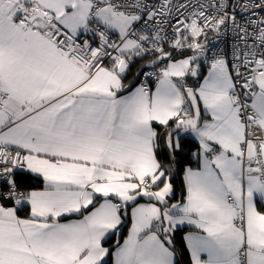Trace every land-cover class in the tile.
Returning <instances> with one entry per match:
<instances>
[{
    "label": "snow or ice",
    "instance_id": "snow-or-ice-1",
    "mask_svg": "<svg viewBox=\"0 0 264 264\" xmlns=\"http://www.w3.org/2000/svg\"><path fill=\"white\" fill-rule=\"evenodd\" d=\"M0 264H264V0H0Z\"/></svg>",
    "mask_w": 264,
    "mask_h": 264
},
{
    "label": "trees",
    "instance_id": "trees-1",
    "mask_svg": "<svg viewBox=\"0 0 264 264\" xmlns=\"http://www.w3.org/2000/svg\"><path fill=\"white\" fill-rule=\"evenodd\" d=\"M177 240L179 241V235H178V237H177Z\"/></svg>",
    "mask_w": 264,
    "mask_h": 264
},
{
    "label": "crops",
    "instance_id": "crops-1",
    "mask_svg": "<svg viewBox=\"0 0 264 264\" xmlns=\"http://www.w3.org/2000/svg\"><path fill=\"white\" fill-rule=\"evenodd\" d=\"M187 229H185V231H186Z\"/></svg>",
    "mask_w": 264,
    "mask_h": 264
}]
</instances>
